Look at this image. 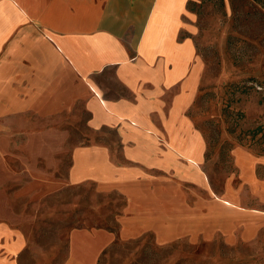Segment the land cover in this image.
Instances as JSON below:
<instances>
[{
	"label": "crops",
	"instance_id": "0c3cea01",
	"mask_svg": "<svg viewBox=\"0 0 264 264\" xmlns=\"http://www.w3.org/2000/svg\"><path fill=\"white\" fill-rule=\"evenodd\" d=\"M186 1L0 0V264H99L147 234L264 264V154L235 147L213 184Z\"/></svg>",
	"mask_w": 264,
	"mask_h": 264
},
{
	"label": "rangeland",
	"instance_id": "374dc122",
	"mask_svg": "<svg viewBox=\"0 0 264 264\" xmlns=\"http://www.w3.org/2000/svg\"><path fill=\"white\" fill-rule=\"evenodd\" d=\"M188 1L181 15V37L193 38L204 64L190 113L205 134L207 168L213 184L220 187L226 176L235 173L232 149L244 146L264 154V7L253 0H193L195 4L187 5ZM87 202L69 209V225L94 217L83 214L91 210ZM48 232L39 240L46 249L57 243L54 237L48 238ZM254 257L251 247L229 246L220 239L198 243L181 239L160 246L147 234L117 240L99 264H247Z\"/></svg>",
	"mask_w": 264,
	"mask_h": 264
},
{
	"label": "trees",
	"instance_id": "16d2710c",
	"mask_svg": "<svg viewBox=\"0 0 264 264\" xmlns=\"http://www.w3.org/2000/svg\"><path fill=\"white\" fill-rule=\"evenodd\" d=\"M254 2H256L257 4H259L260 6L264 7V0H253ZM196 2H194L193 0L189 1V5L190 4H195ZM194 6H191V9H193ZM260 131V128L257 129L254 134H257Z\"/></svg>",
	"mask_w": 264,
	"mask_h": 264
}]
</instances>
